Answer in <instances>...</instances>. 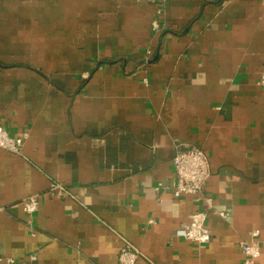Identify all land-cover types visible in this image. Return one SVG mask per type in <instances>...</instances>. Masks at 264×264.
Returning a JSON list of instances; mask_svg holds the SVG:
<instances>
[{"label":"crops","instance_id":"0c3cea01","mask_svg":"<svg viewBox=\"0 0 264 264\" xmlns=\"http://www.w3.org/2000/svg\"><path fill=\"white\" fill-rule=\"evenodd\" d=\"M262 80L264 0H0V126L26 133L0 149V264H118L124 243L136 264H243L250 241L264 264ZM182 146L210 205L173 195ZM199 211L203 246L181 234Z\"/></svg>","mask_w":264,"mask_h":264},{"label":"built area","instance_id":"2783aa9c","mask_svg":"<svg viewBox=\"0 0 264 264\" xmlns=\"http://www.w3.org/2000/svg\"><path fill=\"white\" fill-rule=\"evenodd\" d=\"M83 77L86 78V73ZM261 83H264V80ZM25 138L26 133L11 136L7 130L0 126V149L11 153H18ZM171 163L176 179L173 187L174 197L179 198L193 195L203 198L204 185L209 176L208 160L204 152L194 146H182V148H179L175 152ZM51 190L56 195H62L65 192L64 188L57 184L53 185ZM203 199L210 205L208 198ZM38 205L36 197H29L23 201L24 212L27 215H31L37 210ZM219 215L223 218L225 217L223 213H219ZM206 220L207 216L205 212L199 211L190 214L188 223L182 226V237L196 244V246H203L209 243L211 234ZM256 236L257 232L251 234L252 238ZM240 249L243 255V264H256V260L260 255V249L254 242H243L240 244ZM138 257L139 252L131 245L124 243L119 250L117 261L118 264H136ZM7 262L8 264L14 263L13 260H8Z\"/></svg>","mask_w":264,"mask_h":264}]
</instances>
